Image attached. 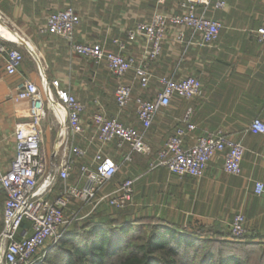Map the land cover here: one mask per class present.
Wrapping results in <instances>:
<instances>
[{
    "label": "crops",
    "instance_id": "0c3cea01",
    "mask_svg": "<svg viewBox=\"0 0 264 264\" xmlns=\"http://www.w3.org/2000/svg\"><path fill=\"white\" fill-rule=\"evenodd\" d=\"M183 1L167 0L157 6L154 0H0V20L24 42L19 43L24 58L14 74L6 73L5 55L0 53V177L9 169L15 155V124L30 120L31 103L27 99L16 101L18 91L29 81L44 93L36 62L30 54L45 68L48 81L58 79L84 105L81 122L86 127L85 137L75 136L73 143L85 148L87 153L75 159L70 180L76 177L79 163L90 162L93 157L95 145L89 144L88 139L95 134L90 120L97 110L142 130L133 102L123 110L116 107L114 90L119 83L132 84L134 98L152 101L161 89L160 77L179 80L195 76L201 82L196 97L185 100L174 95L169 105L156 113L145 133V142L151 150L149 156L132 154V161L124 162L123 154L129 152L127 145L121 149L114 142L105 145L104 153L114 160L119 170L103 191H111L126 178L135 179L132 205L123 209L126 211L120 214L123 219L150 218L176 227L225 225L229 231L234 215L241 213L245 218L244 239L264 246V201L253 192L254 182L264 183V135L249 129L255 118L264 122V45L254 36V31L264 26V0H224L226 5L221 10L196 6L197 14L203 13L221 23L219 35L210 46H199V35L190 29L169 24L160 56L150 66L151 77L146 89L133 80L132 70L116 79L104 64L96 65L73 54L63 38L41 32L50 13L72 7L79 16L77 42L100 43L106 51H121L139 61L144 57L145 41L140 36L129 39L127 32L136 24L149 21L154 11L166 15L183 13ZM1 40L17 47L15 41L0 37ZM115 40L124 44L123 50ZM188 108L192 109L191 122L195 128L187 134L185 145H192L198 136L224 131L244 147L239 175L223 171L222 154L209 161L199 179L175 175L166 167L148 170L149 161L164 147L174 128L181 125ZM41 123L42 152L49 165L59 159L53 156L57 150L56 114L47 111ZM4 200L0 183V229ZM77 204L71 203L66 215L79 212ZM27 225L23 223V228Z\"/></svg>",
    "mask_w": 264,
    "mask_h": 264
},
{
    "label": "built area",
    "instance_id": "2783aa9c",
    "mask_svg": "<svg viewBox=\"0 0 264 264\" xmlns=\"http://www.w3.org/2000/svg\"><path fill=\"white\" fill-rule=\"evenodd\" d=\"M162 5L167 0H154ZM215 10L225 8L224 0H184L181 14L166 15L154 11L147 22L136 24L127 32L133 39L140 36L145 41L144 57L137 61L132 56L106 51L100 43H80L76 41V26L79 16L72 7H66L50 13L41 32L57 35L69 44L70 51L96 65L104 64L109 73L116 79L123 78L133 71V80L142 89L148 87L151 77L150 66L160 56L162 43L169 24L188 28L199 35V46H210L218 37L220 21L207 18L203 13L195 12L196 6ZM257 42L264 45V26L254 31ZM10 47L6 41H0V53L5 55V71L14 74L23 61L21 44ZM120 50L124 44L115 40ZM36 62V70L42 79L44 93L33 83L27 81L25 87L18 91L16 101L27 99L31 105L28 110L30 120L18 122L14 127L15 155L9 169L0 177L5 192L2 227L0 229V264H39L35 258L37 251L50 239H60L63 230L74 220L73 215L65 211L73 203L89 205L91 211L100 204L116 210L132 205L134 178H126L109 191H103L119 170L114 160L104 153V147L112 142L118 149L128 146L129 152L123 154L124 162L132 161V154L149 156L150 147L145 142V133L150 128L156 113L169 105L172 96L177 95L185 100L196 97L201 82L195 76H185L179 80L160 77V91L154 100H145L132 96V84L119 83L114 90V101L118 110H123L131 102L135 104V114L142 130L108 117L102 110L91 116L95 127L94 136L88 139L95 145L90 162L78 165L77 175L70 180L71 169L75 159L83 158L87 150L73 143L75 136L85 137L86 127L81 122L84 105L62 87L58 79L48 81L45 68L35 55L30 54ZM47 111L56 114L57 150L53 156L57 161L45 162L42 152V120ZM192 109L188 108L181 118V125L174 128L167 138L164 147L157 151L155 158L148 163V170L166 167L170 173L178 176H189L195 179L202 177L210 160L216 155H223V171L229 175L240 174V164L244 147L230 139L222 130L198 136L190 146L185 145V138L195 126L191 122ZM252 132L264 135V122L255 118L249 125ZM253 192L264 201V183L254 182ZM244 216L236 213L229 224V235L239 239L245 234ZM28 225L23 228V223Z\"/></svg>",
    "mask_w": 264,
    "mask_h": 264
},
{
    "label": "trees",
    "instance_id": "16d2710c",
    "mask_svg": "<svg viewBox=\"0 0 264 264\" xmlns=\"http://www.w3.org/2000/svg\"><path fill=\"white\" fill-rule=\"evenodd\" d=\"M121 216L101 224L90 220L82 229L65 233L47 251L44 264H264L261 243L202 237L216 233L207 225L187 230ZM145 229L149 234L141 240L139 233Z\"/></svg>",
    "mask_w": 264,
    "mask_h": 264
},
{
    "label": "rangeland",
    "instance_id": "374dc122",
    "mask_svg": "<svg viewBox=\"0 0 264 264\" xmlns=\"http://www.w3.org/2000/svg\"><path fill=\"white\" fill-rule=\"evenodd\" d=\"M8 28L11 29L10 27H8ZM17 36H19V35H17ZM21 41H23V40L21 39ZM88 207H89V205H83L82 203H78L77 204V209H78L79 212L76 213L75 211H72V213H73L72 215H73L74 220L72 221L71 224H69L63 230V235L65 233L70 232V231H73V230H80V229H82L85 226V224L88 221H90V220L93 221V222H95V223H100L101 224V223H105L108 219H114L116 216L119 215V214L116 213L117 212L116 210L107 208L106 206H104V204H100L96 209H94L92 211H89L87 213ZM69 215H71V214H69ZM184 229H186V228H184ZM189 229H190V227H187V230H189ZM210 229H212V231L213 232H216V233H211V234H209L207 236L204 235L202 237H212V238L219 237L220 239L223 238V239L235 240V241H241V240L244 239L243 236L241 238H239V239H232L230 237L229 231H227V228H226L225 225H221V226L220 225H217V226H209V229L208 230H210ZM184 233H188L189 234L191 232L185 231ZM139 234H141V240H142L143 237H146V235L149 234L148 229H145V231L144 230L141 231V233H139ZM219 235H221V236H219ZM59 240L60 239H50V240H48L43 245V247H41L37 251V253L35 255V258L41 259V261H40L39 264H44L45 263V260L48 257V256H46V258H45V255H46L47 251H49L50 248L53 247V245H55Z\"/></svg>",
    "mask_w": 264,
    "mask_h": 264
},
{
    "label": "bare ground",
    "instance_id": "6f19581e",
    "mask_svg": "<svg viewBox=\"0 0 264 264\" xmlns=\"http://www.w3.org/2000/svg\"><path fill=\"white\" fill-rule=\"evenodd\" d=\"M7 28L8 27L0 20V37L9 41H17L18 43H21V38L17 36L18 34Z\"/></svg>",
    "mask_w": 264,
    "mask_h": 264
},
{
    "label": "water",
    "instance_id": "95a60500",
    "mask_svg": "<svg viewBox=\"0 0 264 264\" xmlns=\"http://www.w3.org/2000/svg\"><path fill=\"white\" fill-rule=\"evenodd\" d=\"M21 43H22V44H24V42H23V41H21Z\"/></svg>",
    "mask_w": 264,
    "mask_h": 264
}]
</instances>
